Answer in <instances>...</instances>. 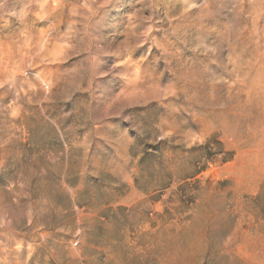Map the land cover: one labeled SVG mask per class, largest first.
Returning <instances> with one entry per match:
<instances>
[{"label":"rangeland","instance_id":"rangeland-1","mask_svg":"<svg viewBox=\"0 0 264 264\" xmlns=\"http://www.w3.org/2000/svg\"><path fill=\"white\" fill-rule=\"evenodd\" d=\"M0 264H264V0H0Z\"/></svg>","mask_w":264,"mask_h":264}]
</instances>
